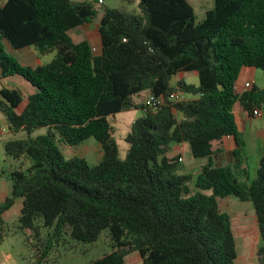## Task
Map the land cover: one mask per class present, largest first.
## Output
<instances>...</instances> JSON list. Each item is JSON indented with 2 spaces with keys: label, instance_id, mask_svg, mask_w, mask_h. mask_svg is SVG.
<instances>
[{
  "label": "trees",
  "instance_id": "trees-1",
  "mask_svg": "<svg viewBox=\"0 0 264 264\" xmlns=\"http://www.w3.org/2000/svg\"><path fill=\"white\" fill-rule=\"evenodd\" d=\"M212 1L200 21L188 0H120L101 14L87 0L0 2V75L19 76L35 89L17 112L22 91L0 88L4 124L26 134L6 140L5 154L30 160L26 170L7 175L0 242L3 214L21 199L17 229L30 231L32 264H45L62 245L93 244L103 232L111 250L90 264H126L132 252L142 264H235L231 220L217 200L233 195L254 207L256 257L264 264V155L255 177L240 180L245 141L233 114L236 102L250 115L264 104V88L236 89L243 67L264 69V0ZM97 18L101 48L93 52L88 40L74 42L69 31ZM3 41L55 55L24 66ZM190 73L197 85L184 77L171 84L173 76ZM174 91L185 99H169ZM142 92L166 100L138 105L134 97ZM138 107L144 115L125 133L122 155L109 117ZM39 128L45 132L31 136ZM57 137L69 146L92 137L101 158L94 165L81 156L65 158ZM226 137L235 142L229 151L222 146ZM174 145L205 160L195 177L183 171Z\"/></svg>",
  "mask_w": 264,
  "mask_h": 264
},
{
  "label": "rangeland",
  "instance_id": "rangeland-1",
  "mask_svg": "<svg viewBox=\"0 0 264 264\" xmlns=\"http://www.w3.org/2000/svg\"><path fill=\"white\" fill-rule=\"evenodd\" d=\"M92 1L94 6L99 9V13H102L103 7H119L122 5L120 0H103V3L99 4L96 0H87ZM192 5L196 21H200L204 18L206 10L213 6L212 0H188ZM3 2V0H0ZM99 23L98 18L94 19L87 26V31L82 30L80 36L75 30H71V36L74 39L83 38L87 33V37L92 38L97 34L95 25ZM99 25V24H98ZM3 47L5 52L14 58L15 61L19 62L24 66H31L32 62H35V59L31 58L28 54H24L23 51L16 49H11L8 44L3 41ZM33 48V47H32ZM55 55V51L38 56L36 62L38 64H45L52 60ZM256 78H257V87L264 88V69H256ZM19 77V76H16ZM179 76H173L171 79V84L175 85L176 80ZM21 78V77H19ZM184 80L187 83L198 84V77L195 73L186 74ZM11 83V80H5L2 84ZM29 86V84H27ZM1 79H0V88H1ZM20 89L25 93V89L20 87ZM26 94V93H25ZM148 96V92H142L139 95L134 97V101L140 105L144 104L145 99ZM259 110L262 115L260 117L250 116L246 121L242 123V137L245 138L247 130L249 127L254 129H264V104H261ZM144 115V110L140 107L132 108L128 111H122L115 113L109 117L111 124L113 126V134L117 140L120 153H123L126 150L127 144L124 142L123 138L125 133L129 130L131 123ZM45 132V129L39 128L33 130L31 136H37ZM26 134L22 131L10 132L9 130H4L3 134H0V199L3 193H9L11 180L7 178L8 173L12 169H22L30 165V160L23 157L17 161L9 158L4 151V142L10 138H24ZM56 143L60 150L62 151L65 158H71L72 156H82L90 165H94L98 162L100 156V148L97 146L99 143L94 138H88L82 143L69 146L63 143L61 140H56ZM182 151L175 149L174 152ZM184 166L187 167V155L184 154ZM199 160V159H198ZM247 166L250 170H242L241 168H236V174L240 180L244 179H253L254 174L252 173V163L247 162ZM194 177L196 175L195 169H192ZM189 188L191 192L196 191V188L193 182L189 183ZM219 208L222 212H225L229 215L231 220V227L234 235V243L236 249V263L235 264H258L256 257V249L260 245V235L257 228V221L255 210L250 201H241L233 195L218 197ZM17 202H19L17 200ZM17 202L14 203L9 208V213L5 215V236L2 242H0V256L6 259V264H32L35 259V249L33 248L30 240V234L26 235L25 233L17 229V219L15 217ZM110 241L106 232H103L101 237L93 244H76L71 245H62L57 247L48 259L45 264H90L93 260H96L102 257L104 254L110 252L111 248L109 245ZM125 261L127 264H142L139 255L136 252H132L125 256Z\"/></svg>",
  "mask_w": 264,
  "mask_h": 264
},
{
  "label": "crops",
  "instance_id": "crops-1",
  "mask_svg": "<svg viewBox=\"0 0 264 264\" xmlns=\"http://www.w3.org/2000/svg\"><path fill=\"white\" fill-rule=\"evenodd\" d=\"M73 1H82V0H73ZM98 24L99 23H97L95 25L96 31L98 29ZM87 26H88V24H82V25H79L77 27L72 28L71 30H73V31L76 30L78 32V36H80V33L82 30L87 31ZM69 34L71 36V33H69ZM71 38L74 42H79L81 40H88L90 45L92 47H95L97 49V51H99L101 48V42H100V38L98 36V33L96 34L95 37H92L89 39L87 37V33L83 36V38H80V39H74L72 36H71ZM8 46L14 50V48H12L9 44H8ZM16 50L23 51L24 54H28L29 56H31L32 59L33 58L35 59V62H32V64H31L33 68L36 67L37 65H39L36 62V60L38 59V56H41V55H38V52L36 51V49L34 47L33 48L32 47H24V48L16 49ZM178 76H179L178 78L184 77L182 74H179ZM0 79H1V85H2L1 87H6V88H10V89H13V88L20 89V87H23L25 89L26 94L20 89L24 95V100L22 101V103L17 108V112H21L22 109L24 108L25 104H26L27 96L32 94L35 91L34 87L31 84H29L28 82H26L23 78H19L16 76L1 77V75H0ZM6 79L11 80V83L2 84V82L5 81ZM247 82L250 83V86L253 85V86L257 87V85H256L257 84V78H256L255 68H252V67H243L242 68V70L238 76V79L236 81V89L239 93H242V92L246 91L247 88H249V87L245 86V83H247ZM27 84H29V86ZM233 114H234L236 126H237L238 130L240 131V133L242 132V123L244 121H246L250 116L258 117V116L250 115L247 111L242 109L239 102L235 103V105L233 107ZM0 121L1 122L3 121V116L1 113H0ZM1 124H2V127L0 128V134H3L4 130H6V129L8 130V128L4 124V121ZM246 133L247 134L245 135V138H244L245 146H244V150H243V154H242L243 157H242L241 165L239 166V168H241L242 170H246V171L250 170V168L247 166V162L250 161V163H252V173L254 174V177H255L258 160L264 155V129L260 130V129H254V128L249 127ZM97 146L100 148V144ZM222 146H223L224 150L229 151V150L235 148V142L231 137H226L222 141ZM180 148L182 149V151H177V152H179V154L181 156L182 163L184 164V158H185L184 154H186L187 158H188L187 167L184 166L183 171L185 173H187V172H192L193 171L192 169H195V171L197 172L200 169L201 165L204 164L205 160L204 159L198 160V159H194V158L190 157L188 154V149L185 145H181V146L174 145L173 146V150H175V149L180 150ZM100 151H101V148H100ZM101 154L102 153L100 152V156L98 159L101 158ZM7 195H8L7 193H3V195L0 199V202L3 201ZM18 201L19 202L16 201L17 202V209H16V214H15L16 219L19 216L20 208L22 206L21 199H18ZM9 211L10 210L8 209L7 211L4 212V214H3L4 220H5V215L7 213H9ZM23 233L28 235L30 233V231L25 230ZM7 258L10 259L11 256L7 257ZM7 258L0 256V264H6Z\"/></svg>",
  "mask_w": 264,
  "mask_h": 264
},
{
  "label": "built area",
  "instance_id": "built-area-1",
  "mask_svg": "<svg viewBox=\"0 0 264 264\" xmlns=\"http://www.w3.org/2000/svg\"><path fill=\"white\" fill-rule=\"evenodd\" d=\"M101 1L102 0H99V2ZM91 50L93 52H97V49L95 47H92ZM245 86L249 87L250 83L249 82L245 83ZM169 99L173 101H182L185 99V95L179 91H174L170 94ZM165 100H166V97L163 94H159V95L148 94L147 98L144 101V104L147 107H157L163 104ZM252 115L260 117L262 113L259 109H254L252 112ZM180 159L181 158H179V160Z\"/></svg>",
  "mask_w": 264,
  "mask_h": 264
},
{
  "label": "water",
  "instance_id": "water-1",
  "mask_svg": "<svg viewBox=\"0 0 264 264\" xmlns=\"http://www.w3.org/2000/svg\"><path fill=\"white\" fill-rule=\"evenodd\" d=\"M1 123H3V121Z\"/></svg>",
  "mask_w": 264,
  "mask_h": 264
}]
</instances>
